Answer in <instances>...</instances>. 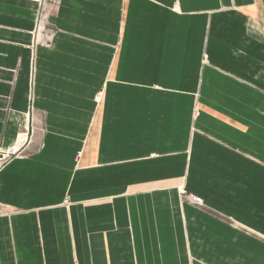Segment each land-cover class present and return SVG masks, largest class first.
Segmentation results:
<instances>
[{
  "label": "crops",
  "instance_id": "1",
  "mask_svg": "<svg viewBox=\"0 0 264 264\" xmlns=\"http://www.w3.org/2000/svg\"><path fill=\"white\" fill-rule=\"evenodd\" d=\"M0 264H264V0H0Z\"/></svg>",
  "mask_w": 264,
  "mask_h": 264
},
{
  "label": "rangeland",
  "instance_id": "2",
  "mask_svg": "<svg viewBox=\"0 0 264 264\" xmlns=\"http://www.w3.org/2000/svg\"><path fill=\"white\" fill-rule=\"evenodd\" d=\"M6 158H8V157H6ZM181 195V197H180V199H181V202L182 203H187V204H189V205H191V206H193V207H196V208H198V209H201V208H203V205L202 204H195L194 202H192V201H190L189 199H188V197L190 196V197H194V196H192V195H187V194H185V193H182V194H180Z\"/></svg>",
  "mask_w": 264,
  "mask_h": 264
},
{
  "label": "built area",
  "instance_id": "3",
  "mask_svg": "<svg viewBox=\"0 0 264 264\" xmlns=\"http://www.w3.org/2000/svg\"><path fill=\"white\" fill-rule=\"evenodd\" d=\"M188 199L190 200V201H192V202H194L195 204H201L202 202H201V199L200 198H195V197H188Z\"/></svg>",
  "mask_w": 264,
  "mask_h": 264
}]
</instances>
